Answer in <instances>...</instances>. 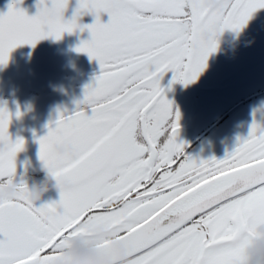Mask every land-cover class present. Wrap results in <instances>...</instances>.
Listing matches in <instances>:
<instances>
[{"label": "snow or ice", "instance_id": "obj_1", "mask_svg": "<svg viewBox=\"0 0 264 264\" xmlns=\"http://www.w3.org/2000/svg\"><path fill=\"white\" fill-rule=\"evenodd\" d=\"M20 2L0 13V65L19 46L87 30L75 51L100 72L37 141L58 201L37 205L14 182L24 141L10 139L0 108V264H60L74 240L96 243L101 225L109 264H251L243 249L264 224V127L254 119L223 159L187 156L160 81L170 71V84L194 82L221 34L239 32L264 0H77L70 19L69 0H38L31 16Z\"/></svg>", "mask_w": 264, "mask_h": 264}, {"label": "rangeland", "instance_id": "obj_2", "mask_svg": "<svg viewBox=\"0 0 264 264\" xmlns=\"http://www.w3.org/2000/svg\"><path fill=\"white\" fill-rule=\"evenodd\" d=\"M11 2L12 0H0V13L7 12V5ZM37 2L38 0H21L17 7L31 16L36 14ZM76 3L77 0H69L64 13L65 19L71 18ZM107 20V15L101 14V21L106 23ZM79 22L91 24L93 16L85 14L80 17ZM87 39H89L87 30L84 32L76 30L72 34L65 32L60 40L49 37L37 42L35 47L29 45L17 47L10 53L7 64L0 65V69L5 70L0 71V108H6L11 113L8 133L13 142L19 138L24 141V146H29L31 142L38 141L46 133L36 132L49 123L50 119L55 116L58 118L59 113L67 114V108H71L65 105L61 109L58 108L61 112H48L43 106L46 98L32 94L13 99L7 94L11 93L13 86L18 83L16 81H21L22 84L17 86L23 88L24 85L30 84L29 82L41 81L42 75L47 78L54 68H61V71H67V74L74 78L79 84L78 87L85 88L94 84V77L100 72L98 63L90 60L87 54L75 51L80 42ZM257 61L264 63V8L256 10L239 32L226 29L221 34L217 51L210 54L205 69L195 80L199 85H206L207 88H201L197 93L210 96L217 94L224 96L227 101L237 99L243 88L244 90L251 88L247 86L240 88L237 75L245 79V82L256 81L251 78L255 75L253 73H257L256 65L251 63ZM67 74L60 76L65 77ZM170 81H172V73L169 71L163 74L160 81L164 94L178 95L191 92L192 88L188 87V84L183 85L179 82L170 84ZM17 111L21 113L19 117L16 115ZM250 112L251 109L246 115ZM20 152L17 153L16 158L22 156Z\"/></svg>", "mask_w": 264, "mask_h": 264}, {"label": "flooded vegetation", "instance_id": "obj_3", "mask_svg": "<svg viewBox=\"0 0 264 264\" xmlns=\"http://www.w3.org/2000/svg\"><path fill=\"white\" fill-rule=\"evenodd\" d=\"M251 64L256 65L257 73H253L255 75L251 77L256 81H251L250 85L251 82H245V79L237 75L240 88L251 87L246 90L243 88L237 99L227 101L224 96L217 94L210 96L197 93V90L206 89L207 86H201L195 81L188 84V87L192 88L191 92L178 95L164 94L172 102L173 110L179 112V129L176 141L183 143L185 155L205 160L212 157L218 160L223 159L227 153L234 150L237 138H247L254 119L261 127H264V63L257 61ZM60 69L54 68L47 78L42 75L41 81L29 82L30 84L24 85L23 88H18L17 85L22 83L17 80L18 83L7 95L13 99L27 97L29 94L46 98L43 106L48 112H61L59 109L68 105L71 107L67 108L68 111L65 115H68L77 109V102L83 99L84 88L78 87L79 84L75 82L74 78L69 76L67 71ZM0 71L4 72L5 70L0 69ZM63 72L67 74L65 77L60 76V74H64ZM80 107L85 106L80 105ZM250 109L252 112L246 115ZM88 112L90 114V110ZM56 117L50 119V122L36 133L47 134L48 126L57 119ZM38 152L37 141L31 142L29 146H24L20 152L22 156L15 158L16 173L13 177L15 183L23 181L29 188L48 183L49 190L43 194L40 200H37V205L59 200V190L39 159ZM95 238L96 243L93 244L74 240L71 247L65 251L90 248L104 242H111L110 229L103 225L98 226L95 229ZM261 240H264V224L256 227L253 238L243 249L244 254L251 258V264H261L259 260H254L249 254V249Z\"/></svg>", "mask_w": 264, "mask_h": 264}, {"label": "clouds", "instance_id": "obj_4", "mask_svg": "<svg viewBox=\"0 0 264 264\" xmlns=\"http://www.w3.org/2000/svg\"><path fill=\"white\" fill-rule=\"evenodd\" d=\"M30 189L33 191V199L40 200L43 194L49 190V187L48 183L45 182L39 187L32 186ZM249 254L254 260H259L261 264H264V240L257 242L251 249H249ZM88 258L92 259L95 264H109L105 257L88 254ZM60 264H62V262H60Z\"/></svg>", "mask_w": 264, "mask_h": 264}, {"label": "water", "instance_id": "obj_5", "mask_svg": "<svg viewBox=\"0 0 264 264\" xmlns=\"http://www.w3.org/2000/svg\"><path fill=\"white\" fill-rule=\"evenodd\" d=\"M99 246L100 245L90 248L65 251V259L61 262L62 264H95L92 259L88 258V254L102 257Z\"/></svg>", "mask_w": 264, "mask_h": 264}]
</instances>
